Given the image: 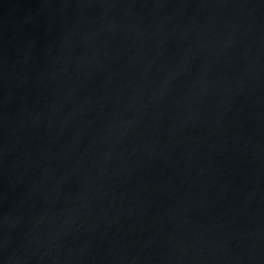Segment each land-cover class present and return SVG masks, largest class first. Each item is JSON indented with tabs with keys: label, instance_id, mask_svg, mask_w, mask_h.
Segmentation results:
<instances>
[{
	"label": "water",
	"instance_id": "water-1",
	"mask_svg": "<svg viewBox=\"0 0 264 264\" xmlns=\"http://www.w3.org/2000/svg\"><path fill=\"white\" fill-rule=\"evenodd\" d=\"M0 264H264V0H0Z\"/></svg>",
	"mask_w": 264,
	"mask_h": 264
}]
</instances>
